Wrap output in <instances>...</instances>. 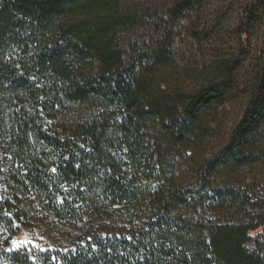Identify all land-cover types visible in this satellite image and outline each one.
I'll return each instance as SVG.
<instances>
[{
    "label": "trees",
    "instance_id": "1",
    "mask_svg": "<svg viewBox=\"0 0 264 264\" xmlns=\"http://www.w3.org/2000/svg\"><path fill=\"white\" fill-rule=\"evenodd\" d=\"M263 19L191 67L123 0H0V264H264ZM37 225L54 248L8 250Z\"/></svg>",
    "mask_w": 264,
    "mask_h": 264
},
{
    "label": "rangeland",
    "instance_id": "2",
    "mask_svg": "<svg viewBox=\"0 0 264 264\" xmlns=\"http://www.w3.org/2000/svg\"><path fill=\"white\" fill-rule=\"evenodd\" d=\"M178 0H123L129 6H137L146 16V25L125 35L126 40L137 42L140 47L155 45L156 42H167L168 50L183 66H201L217 57H227L238 49L240 38L237 30L246 18L249 5L256 0H203L193 9L187 10L179 18H175L174 10ZM264 24V19H263ZM261 36L254 38L257 46ZM243 44L247 39L243 37ZM229 121L227 132L240 120L242 104L227 105ZM264 205V191L259 194ZM252 200L257 195H251ZM264 210L262 211L263 214ZM264 233V225L251 233L255 241ZM41 226H23L12 238L8 250L28 249L44 251L54 248L56 242ZM264 237V235H263Z\"/></svg>",
    "mask_w": 264,
    "mask_h": 264
}]
</instances>
